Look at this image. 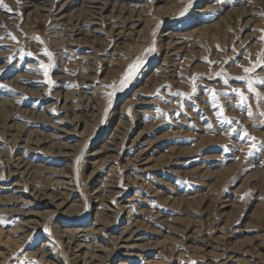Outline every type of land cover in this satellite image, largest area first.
Wrapping results in <instances>:
<instances>
[{"label":"rangeland","instance_id":"rangeland-1","mask_svg":"<svg viewBox=\"0 0 264 264\" xmlns=\"http://www.w3.org/2000/svg\"><path fill=\"white\" fill-rule=\"evenodd\" d=\"M48 1L54 8L64 0ZM139 1L143 7L134 9L128 26L138 20L140 26L120 39L107 32L54 39L46 19L27 17L21 0L0 5V105L8 110L0 115V187L14 181L7 166L15 158L10 125L64 117L75 124L77 116L79 133L84 129L62 140L66 150L39 148L32 161L39 168L22 177L18 199L4 203L0 191V264H46L53 257L74 264L56 227H95L96 196L110 225L101 237L86 239L92 243L83 253L106 248L104 264L124 261L109 235L118 237L125 227L140 230L142 243L155 250L124 264H264V247L250 248L255 236L264 239V68L256 63L264 54V0ZM118 123L125 130L112 138ZM143 130L151 131L152 150L141 167L127 148ZM100 147L112 152L91 158ZM64 151L70 157H56ZM49 169L71 178L74 210L21 233L20 200L30 199L32 189L61 191Z\"/></svg>","mask_w":264,"mask_h":264},{"label":"bare ground","instance_id":"bare-ground-1","mask_svg":"<svg viewBox=\"0 0 264 264\" xmlns=\"http://www.w3.org/2000/svg\"><path fill=\"white\" fill-rule=\"evenodd\" d=\"M142 7L143 5L139 0H64L54 8L51 7L48 0H21V9L25 12L24 14L27 13V17H30L32 14H36L37 16L46 19L49 27V35L54 39L61 36L69 37V34L70 36L77 38L80 36L85 38H96L97 36H103L106 32L120 39L126 31H133L140 26L139 20L137 23L134 25L131 24L130 26H128V21L132 18L134 9ZM119 13H121V15H119ZM139 32L140 31H137V33ZM164 37L166 38V36L163 35V38ZM65 100L68 101L67 98H65ZM65 104L66 101H64V105ZM7 106H9V103H7ZM61 110L63 109L61 108ZM7 113L8 110L6 108L1 109L0 105V115L4 116L7 115ZM78 118L79 117L77 116H73L72 121L75 124H72L68 121L67 117H64L57 120V122L55 121V124L48 122L47 124H39L33 120L30 122V126L28 127L20 125L15 127H13V125L9 126L10 128L16 130L14 135H12L13 130H11L9 133L10 137L7 139V142L13 146L15 153V158L9 159L7 164L9 179L14 181H12L13 184H11L10 187H0L1 193L7 194L3 196V201H5L4 203L8 202L9 198L18 199L19 193H21L22 189V177H28L29 179V176L38 170L39 167L34 165L32 161L36 157V154L40 155L39 148L48 145L49 148H51L50 152H56V150L61 148L65 149V144L62 140H67L71 137H76L84 133V129L80 133L78 131L81 129V126H83L81 123L82 121L80 122V119ZM67 121L72 129L67 128ZM45 129H49V133L41 132V130ZM123 130L125 129L122 127L121 123L116 124L115 128H113V132L111 133L112 138L119 136ZM150 133V130L139 131L133 140L128 141L129 145L127 149L133 150L136 153V158H139L142 162V164H140L141 167L146 165L147 162L145 159L149 155L148 153H150V150H152V147L147 146L150 138L148 134ZM105 151L111 153L112 149L111 147H100L99 150H95L91 153L90 157L96 159L105 154ZM65 152L67 151L59 152L55 155L59 159H66L70 157V155ZM47 171H50V173L46 172L47 174L59 178L60 181L56 182L54 186L60 188L61 191H57V194H38V192L34 189H30L31 192L28 193L27 196L30 199L20 200L24 206L22 207L23 210L16 211L18 212L17 216L20 217V222L17 225L21 226L18 228L21 233H28V231L33 230L35 226L40 228V223L49 217L62 214L69 209L74 210L73 205H75V190L73 189V184L70 181L71 178L58 170L49 169ZM93 175L94 173L91 174L88 180H90ZM99 190L100 189L97 188L93 189L96 195L99 193ZM8 193L12 196H8ZM258 196L260 197L261 194ZM99 198V196L95 197L98 205L93 206L96 213L93 218V223H90V225H94L95 227L77 228L71 230L69 229V227H71L69 226L70 223L67 222L62 223L59 227L60 229L56 227V233L60 235L63 245L69 252L72 253V256L75 259L74 264H104L107 262V259L111 254V252L106 250V248H100V246L95 247L89 256L83 253L85 247L92 243L86 239L92 236L101 237L102 232H106L107 227L110 225L108 220L105 217L100 216V213L97 211L101 205ZM227 202L228 201L226 200L223 204H226ZM125 203L126 200L123 199L118 204L121 205ZM226 207L229 206L225 205L224 208ZM121 208L125 209L127 206H121ZM108 211L112 214L111 210ZM120 232L121 233L118 237L109 235L118 251V255L124 260L119 264H124L125 262L135 263L136 260L140 258L144 259L145 256L149 255V252H151L149 249L155 250V248H150L148 245L142 243L144 236L140 230H133L130 227H125L120 229ZM262 238V235H257L253 238V242L250 243L252 252H256L258 248L261 249L264 247V239L262 240ZM236 252L237 251L235 250L233 251V253ZM75 253L76 255L74 256ZM51 255L52 254L50 253L48 254V256ZM51 260L54 261H46V264H59L55 257L51 258ZM233 261L235 262L234 257H231L228 260V262Z\"/></svg>","mask_w":264,"mask_h":264},{"label":"snow or ice","instance_id":"snow-or-ice-1","mask_svg":"<svg viewBox=\"0 0 264 264\" xmlns=\"http://www.w3.org/2000/svg\"><path fill=\"white\" fill-rule=\"evenodd\" d=\"M0 5H3V0H0ZM8 11H11V9H7ZM13 39H15V37H12ZM45 55L49 56V58H51V53L45 51L44 53ZM258 65H260L262 68H264V54L261 55L260 58H258L257 62H256ZM139 65H134L132 66L131 68H129L128 72L129 74H131ZM42 67H45V69H47V66H43ZM255 66L253 67V69H249V68H244V72L248 73L252 70H254ZM45 74L47 75V70H45ZM130 78V76H125L124 80L122 81V85ZM259 83L261 84H264V80H261L259 81ZM248 90L249 91H253L254 89L252 88V82H249V85H248ZM241 99L243 100L244 97H243V94L241 93Z\"/></svg>","mask_w":264,"mask_h":264}]
</instances>
